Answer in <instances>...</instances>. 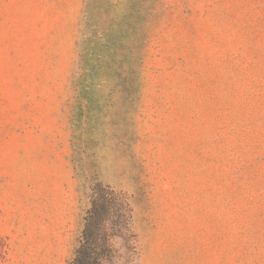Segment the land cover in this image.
Returning <instances> with one entry per match:
<instances>
[{"label": "rangeland", "instance_id": "obj_1", "mask_svg": "<svg viewBox=\"0 0 264 264\" xmlns=\"http://www.w3.org/2000/svg\"><path fill=\"white\" fill-rule=\"evenodd\" d=\"M61 155L81 210L65 264L97 183L116 193L105 264H264V0H0V264H58L21 184Z\"/></svg>", "mask_w": 264, "mask_h": 264}, {"label": "crops", "instance_id": "obj_2", "mask_svg": "<svg viewBox=\"0 0 264 264\" xmlns=\"http://www.w3.org/2000/svg\"><path fill=\"white\" fill-rule=\"evenodd\" d=\"M26 160L29 162L22 167L21 187L34 213L28 233L38 245L35 249L38 258L65 264L72 255L81 221L73 163L65 155ZM13 228L1 227L0 234L10 235Z\"/></svg>", "mask_w": 264, "mask_h": 264}, {"label": "trees", "instance_id": "obj_3", "mask_svg": "<svg viewBox=\"0 0 264 264\" xmlns=\"http://www.w3.org/2000/svg\"><path fill=\"white\" fill-rule=\"evenodd\" d=\"M89 83L93 80V71L88 67ZM85 91L88 92V89ZM92 190L91 200L92 206L87 212L85 218V227L79 239L77 249L71 264H105V260L111 253L112 247L109 239L100 237L103 230L97 226V223L106 224V214L113 206L116 193L99 183H97ZM122 208L125 212L124 220L129 225L132 210L127 201L122 203ZM100 221V222H99ZM100 234V235H99Z\"/></svg>", "mask_w": 264, "mask_h": 264}]
</instances>
